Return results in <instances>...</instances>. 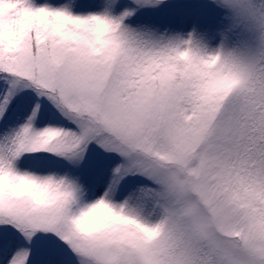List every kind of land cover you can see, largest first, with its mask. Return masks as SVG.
Masks as SVG:
<instances>
[{
  "label": "snow or ice",
  "instance_id": "1",
  "mask_svg": "<svg viewBox=\"0 0 264 264\" xmlns=\"http://www.w3.org/2000/svg\"><path fill=\"white\" fill-rule=\"evenodd\" d=\"M0 264H264V0H0Z\"/></svg>",
  "mask_w": 264,
  "mask_h": 264
}]
</instances>
